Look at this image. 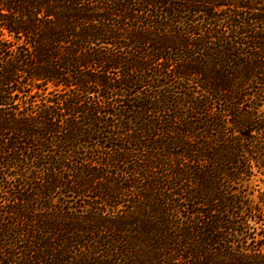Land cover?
Returning <instances> with one entry per match:
<instances>
[{"label":"trees","instance_id":"16d2710c","mask_svg":"<svg viewBox=\"0 0 264 264\" xmlns=\"http://www.w3.org/2000/svg\"><path fill=\"white\" fill-rule=\"evenodd\" d=\"M260 184L264 0H0V264H264Z\"/></svg>","mask_w":264,"mask_h":264},{"label":"rangeland","instance_id":"374dc122","mask_svg":"<svg viewBox=\"0 0 264 264\" xmlns=\"http://www.w3.org/2000/svg\"><path fill=\"white\" fill-rule=\"evenodd\" d=\"M259 183H258V181H252V183L250 184V186H254V185H258ZM260 187H262V188H264V185H262V184H260ZM258 187H256V189H257ZM250 189L253 191L254 190V188H251L250 187ZM256 195H258V193L257 192H255L254 193V197H256ZM85 199H89V197H86Z\"/></svg>","mask_w":264,"mask_h":264}]
</instances>
